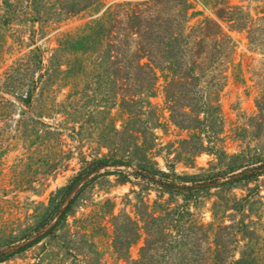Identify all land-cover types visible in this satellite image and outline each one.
<instances>
[{
    "label": "trees",
    "instance_id": "16d2710c",
    "mask_svg": "<svg viewBox=\"0 0 264 264\" xmlns=\"http://www.w3.org/2000/svg\"><path fill=\"white\" fill-rule=\"evenodd\" d=\"M103 1L0 0L2 26L19 24L15 21L23 22L25 17L39 22L43 30L50 23L92 8L98 14L77 30L62 33L48 63L43 58L21 59L22 70L31 74L36 68L40 70L39 78L31 75L32 79L29 77L21 85V88L28 85L25 101L32 103L36 97L34 100L38 102L55 83L61 88L68 86L76 73L110 79L104 95L108 118L100 129L99 142L107 144L113 155L86 160L87 164L71 182L52 195L42 219L30 225L31 232L40 233L50 225L40 236L43 237L65 227L84 190L100 176L117 173L126 178L121 169L100 172L102 167L135 163L136 178L143 180L145 188L154 187L158 195L155 208L151 209L142 192L135 190L136 217L128 212L119 215L111 212L113 246L127 264H264V201L249 202L252 192L238 197L233 191L242 188V183L264 175L263 160L258 167L246 165L242 170V167L224 169L220 161L201 173L188 175L178 173L173 167L164 170L155 159L158 146L155 129L161 126L163 114L149 98L157 89V68L171 72L166 89L171 121L180 128L196 131L194 135L202 130L211 143L222 125L220 94L226 83L228 64L236 53L235 40L215 19L205 18L190 25L193 17L190 11L194 8L191 0L119 1L102 11L98 7ZM208 1L231 30L247 32L252 50L264 53V10L253 16L230 0ZM197 74H210L214 81L203 95L187 97L191 90L201 92L199 82L189 79ZM184 92L186 96L182 95ZM257 102L260 113L253 125L258 140L255 149L262 152L264 94ZM116 105L122 115H127L121 127H117L112 116ZM206 149L214 150V147L205 146L202 138L201 143L188 149L186 158ZM211 184L227 194L213 204L212 220L205 222L192 206L198 208L200 194L208 192ZM166 193L169 198L163 201ZM176 197L183 202L179 203ZM247 205L259 208L255 213L246 212ZM83 226L80 225L78 232L85 229ZM142 235L145 241L140 256L131 258L130 246ZM72 246L70 249L78 253L82 249ZM8 255L2 253L0 261Z\"/></svg>",
    "mask_w": 264,
    "mask_h": 264
},
{
    "label": "rangeland",
    "instance_id": "374dc122",
    "mask_svg": "<svg viewBox=\"0 0 264 264\" xmlns=\"http://www.w3.org/2000/svg\"><path fill=\"white\" fill-rule=\"evenodd\" d=\"M119 1L140 0H104L98 9L103 11ZM191 1L194 8L190 11L193 13L190 25L205 18L215 19L237 45L220 94L222 125L217 138L209 143L202 130L194 135L196 131L173 123L166 92L171 72L157 68V89L149 98L163 114L161 126L155 129L158 142L155 159L164 170L173 167L178 173L188 175L201 173L220 161L224 169L258 167L264 161V151L255 149L258 140L253 125L260 113L257 101L264 94V53L250 48L246 31L231 30L228 22L219 19L211 1ZM230 3L242 6L253 16L264 10V0H230ZM97 16L92 8L50 23L43 30L39 22L25 17L23 22L15 21L19 24L0 25V255L9 254L0 264H127L113 246L111 212L114 215L128 212L136 217L135 190L142 192L151 209L155 208L158 191L154 187L145 188L143 180L136 178L135 163L109 165L100 172L121 169L126 178L111 173L90 183L74 205V211L69 213L65 227L43 237L40 236L50 225L40 233L29 228L42 219L52 195L71 182L87 164L86 160L113 155L107 144L99 142L100 129L108 118L104 95L110 79L76 73L68 86L61 88L55 83L38 102L35 97L29 103L25 101L28 85L22 88L21 85L31 75L39 78L40 70L36 68L33 74L22 70L21 59L43 58L48 63L62 33L75 31ZM189 79L198 81L201 90H191L187 96L191 98L203 95L214 81L210 74L190 75ZM112 116L117 127L127 120L119 105L112 108ZM202 138L205 146L214 150L206 149L187 159L188 149L201 143ZM242 184V188L233 190L238 197L252 192L249 202L264 201V175ZM221 192L211 184L208 192L200 194L198 208L192 206V210L205 222L211 221L213 204L227 194ZM168 198L166 193L163 201ZM176 200L183 202L180 197ZM258 208L247 205L246 212L255 213ZM80 225H85V229L78 232ZM144 241L142 235L130 246L131 258H139ZM73 244L82 246L79 253L70 249Z\"/></svg>",
    "mask_w": 264,
    "mask_h": 264
}]
</instances>
